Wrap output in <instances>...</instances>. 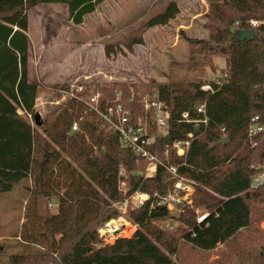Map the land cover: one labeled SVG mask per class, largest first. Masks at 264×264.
<instances>
[{
	"label": "trees",
	"instance_id": "trees-1",
	"mask_svg": "<svg viewBox=\"0 0 264 264\" xmlns=\"http://www.w3.org/2000/svg\"><path fill=\"white\" fill-rule=\"evenodd\" d=\"M105 1L0 0V195L32 181L41 235L48 248L40 257H14L16 263L177 264L181 244L209 252L251 227L253 204L264 196V186L251 188V167L264 161V132L257 147L247 141L252 118L258 116L264 125V29H255L256 38L244 42L231 32L232 28L251 29V20L263 21L264 0H218L207 14L209 41L188 40L227 58L226 80L222 86L211 83L214 93L203 91L202 82L154 84L172 117L168 135L157 145L164 165L158 166L153 178H145L150 161L139 159L122 144L119 134L104 128L103 117L88 107L80 93L56 106L42 126L32 125L30 116L34 119L42 86L30 77L29 10L63 4L69 20L80 26ZM179 13L178 5L169 3L122 38L126 44L118 48L132 50L143 44L144 32L168 25ZM129 88L100 87L99 112L104 114L114 106L121 92V103L136 116L141 114L143 106L130 101ZM202 104L206 105L207 126L181 122L185 112L201 118L196 108ZM74 123L78 131L72 130ZM189 133L195 138L186 157H180L173 145ZM225 138L228 142L220 143ZM170 166L178 167L180 176L196 184L193 204H184L179 217L154 200L128 210L129 219L138 227L135 234L103 245L98 230L120 216L115 205L136 192L167 195L173 186ZM122 182L127 194L120 190ZM55 197L58 212L42 215V206ZM199 207L209 213L201 224L195 211ZM175 219L180 223L175 232L160 225Z\"/></svg>",
	"mask_w": 264,
	"mask_h": 264
},
{
	"label": "rangeland",
	"instance_id": "rangeland-1",
	"mask_svg": "<svg viewBox=\"0 0 264 264\" xmlns=\"http://www.w3.org/2000/svg\"><path fill=\"white\" fill-rule=\"evenodd\" d=\"M171 1L107 0L98 7L97 12L86 16L84 24L80 26L69 20L66 5H40L30 9V77L42 86L36 113L41 114L43 121L68 98V92L76 96L82 94L81 99L91 109L96 105L94 99L99 88L104 85L130 86V101L141 104V96L157 89L154 84L175 80L181 83L202 82L203 85L224 83L227 58L213 55L188 41H209L207 14L211 5L218 0H195L193 6L185 0H179L184 13L178 14L168 27L144 32V43L133 46L132 50L118 48L126 44L122 38L146 18L163 10ZM189 8L191 11H188ZM194 12L200 14L196 20L192 19ZM179 26L191 30L182 31ZM107 47L111 51L109 56ZM30 119L32 125L36 126L34 119ZM63 158L69 157L64 155ZM33 189L32 181H25L12 192L0 195V264H21L16 263L14 257L35 258L48 251L45 237L41 235V219L37 214ZM183 190L186 191L185 186ZM185 191L182 195L186 194ZM194 191L193 187L187 192L188 199ZM63 192L64 188L61 194ZM184 199L186 196L180 203L170 205L177 217L184 212L181 207L188 200ZM188 204L192 205L193 202L189 201ZM42 208V215L44 211L57 213L59 199L55 197L49 200ZM195 211L198 217L205 210L199 207ZM127 214L122 219L109 221L106 228V223L99 228L106 230L101 236L103 245L113 244L119 238H132L138 227ZM160 225L165 230L175 232L180 223L175 219ZM56 238L59 239V236ZM176 263L264 264V196L253 204L251 227L241 230L225 244L209 252L181 244Z\"/></svg>",
	"mask_w": 264,
	"mask_h": 264
},
{
	"label": "built area",
	"instance_id": "built-area-1",
	"mask_svg": "<svg viewBox=\"0 0 264 264\" xmlns=\"http://www.w3.org/2000/svg\"><path fill=\"white\" fill-rule=\"evenodd\" d=\"M249 27L253 30L260 27H263L264 29V20H251L249 22ZM217 85L222 86L223 83ZM202 90L207 93H214L213 86L211 84L203 85ZM100 96V93L96 94V97L94 99V101H96V105L93 106L91 110L97 112L103 117L104 128L107 127L108 130L113 131L121 136L122 144L126 148L132 150L139 159H146L150 161L145 178H153L157 173L158 166L164 165L162 154L157 145L159 139L168 135L172 117L171 112L167 109L166 103L161 99L159 91L152 90L150 91V93H147L144 96L140 97V103L143 106V111L140 115L137 116L130 108L124 106L121 103V92L116 94L115 105L109 107L106 113L101 114L97 105ZM68 97L78 98L74 93L69 92ZM196 112L201 116V118H192L189 112H185L182 114L181 122L195 124L198 128L201 125L207 126L209 124V119L206 112V105H199L196 108ZM18 113L20 115L24 114L21 109L18 110ZM72 130H79L78 123H74ZM221 131L225 133L226 129L222 128ZM263 132L264 125L260 123V118L258 116L252 118L247 134L248 144L253 147H257L258 138ZM194 138V134L189 133L185 135V138L179 139L174 143L173 146L177 150L178 156L186 157ZM167 170L171 174V181L173 182V186L169 190L167 195L160 196L158 194H154L152 196L148 193L136 192L131 197L127 198L123 203L115 205V207L120 211V216L118 218L122 219V216L125 215L128 210L142 208L148 202L153 200L156 201L159 206L166 207L171 212H173L174 209L173 207H170V205L172 206L175 203H180L181 199L185 196L186 199L184 200H187V192H190L193 187L195 188L196 184L180 176L178 167L176 166L167 167ZM251 170L254 171L251 180V188L259 189L263 187L264 161L258 166H252ZM184 186L186 187V191L183 190ZM120 190L123 191L124 194H127L128 189L126 188V184L124 182L120 183ZM183 191H185L186 194L184 193V195H182ZM191 198L192 196H190L186 201L187 205H189V201H192ZM208 217L209 213L207 211H204L203 214H200V216L197 217V222L201 224L206 221ZM110 221L114 222L116 220L113 219ZM109 224L110 223L107 222L105 228L109 226ZM104 232H106L104 228L99 229L100 236H102Z\"/></svg>",
	"mask_w": 264,
	"mask_h": 264
},
{
	"label": "water",
	"instance_id": "water-1",
	"mask_svg": "<svg viewBox=\"0 0 264 264\" xmlns=\"http://www.w3.org/2000/svg\"><path fill=\"white\" fill-rule=\"evenodd\" d=\"M231 32L233 34H237V40L239 42L244 41H253L256 38V31L253 29L250 30H237L236 28H232ZM34 123L40 127L43 124L42 116L40 113H36L34 116ZM228 142V139H222L220 143H226Z\"/></svg>",
	"mask_w": 264,
	"mask_h": 264
},
{
	"label": "crops",
	"instance_id": "crops-1",
	"mask_svg": "<svg viewBox=\"0 0 264 264\" xmlns=\"http://www.w3.org/2000/svg\"><path fill=\"white\" fill-rule=\"evenodd\" d=\"M171 2H174V3H176L177 5H178V7H179V10H180V12L181 13H179V14H183L184 12H183V10H182V2L181 1H179V0H172ZM170 2V3H171ZM185 2L187 3V4H190V5H194L195 4V0H185ZM52 5H60V4H52ZM97 10H98V8H97ZM97 10H96V12H97ZM188 11H191L190 10V8L188 9ZM184 16V15H183ZM200 17V14L199 13H197V12H194L193 14H192V19H194V20H196V19H198ZM85 21V20H84ZM173 21V20H172ZM84 24V23H83ZM82 24V25H83ZM171 24V23H170ZM170 24H168V25H166V26H158V27H155V28H152L153 30L154 29H159V28H165V27H168ZM180 27V30H191V28H189V27H183L184 29H182V27L181 26H179ZM178 28V26L176 27V29ZM65 78H66V76H64ZM63 77V78H64ZM60 80H63L62 78L60 79ZM59 82H61V81H56V83H59ZM39 98V97H38Z\"/></svg>",
	"mask_w": 264,
	"mask_h": 264
}]
</instances>
